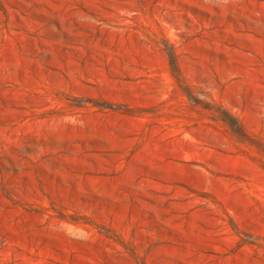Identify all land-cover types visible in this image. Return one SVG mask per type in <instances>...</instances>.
<instances>
[{
  "label": "rangeland",
  "instance_id": "rangeland-1",
  "mask_svg": "<svg viewBox=\"0 0 264 264\" xmlns=\"http://www.w3.org/2000/svg\"><path fill=\"white\" fill-rule=\"evenodd\" d=\"M0 264H264V0H0Z\"/></svg>",
  "mask_w": 264,
  "mask_h": 264
}]
</instances>
